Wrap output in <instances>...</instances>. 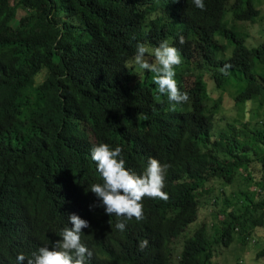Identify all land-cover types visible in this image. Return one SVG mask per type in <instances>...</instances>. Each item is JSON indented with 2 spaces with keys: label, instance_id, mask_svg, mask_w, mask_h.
<instances>
[{
  "label": "trees",
  "instance_id": "trees-1",
  "mask_svg": "<svg viewBox=\"0 0 264 264\" xmlns=\"http://www.w3.org/2000/svg\"><path fill=\"white\" fill-rule=\"evenodd\" d=\"M208 1L202 11L183 0H0V264L50 247L73 227L71 214L90 225L81 230L93 252L86 264H216L219 249L246 245L264 226V40L248 46L238 24L264 25V13L256 0ZM165 39L184 57L194 44L199 57L184 64L198 79L187 110L132 63L137 43ZM204 75L237 107L251 103L250 117L226 120L214 135L222 98L209 97ZM99 143L120 146L137 174L149 157L170 165L167 200L145 197L144 219L123 232L89 190L102 183L91 159ZM253 254L264 264V245Z\"/></svg>",
  "mask_w": 264,
  "mask_h": 264
},
{
  "label": "clouds",
  "instance_id": "clouds-1",
  "mask_svg": "<svg viewBox=\"0 0 264 264\" xmlns=\"http://www.w3.org/2000/svg\"><path fill=\"white\" fill-rule=\"evenodd\" d=\"M183 1L188 6L202 11L213 2L208 0ZM179 43L181 45L185 43L182 35L179 36ZM193 47L194 44L188 45V56L184 57L183 52L176 45L171 46L167 39L162 40L155 47L137 43L132 60V63L140 69L148 71V76L153 79L158 95H166V98L173 105L179 106L180 110H183L186 105L188 106L185 110L191 106L183 81L187 77L194 78L196 84L198 80L197 76L188 72L184 66L188 59L189 61L193 59L190 61L193 64L199 60L197 53H192ZM184 59L185 62H183ZM197 66L199 67L198 64ZM230 67L231 65L225 64L221 71L227 74ZM193 104L195 105V102ZM142 118L146 120L147 116ZM187 130L197 131L191 126ZM121 157L120 146L112 149L107 143L93 145L91 159L96 163L102 183L90 185L89 190L102 202L106 214L117 218L115 228L123 232L126 228V221L135 218L139 222L144 219L142 200L145 197L167 200V193L163 189L165 174L170 165H161L157 159L149 157L143 173L137 174L126 167V161ZM69 220L73 227H63L59 232L60 239L52 243L50 247H40L31 254V257H26L23 253L19 254L18 264H25V261L26 264H86V258L90 260L93 252L82 243L81 230L90 225L88 221L76 214H71ZM108 223L111 226L110 220ZM148 244L147 239H141L138 243L139 251H144Z\"/></svg>",
  "mask_w": 264,
  "mask_h": 264
},
{
  "label": "rangeland",
  "instance_id": "rangeland-1",
  "mask_svg": "<svg viewBox=\"0 0 264 264\" xmlns=\"http://www.w3.org/2000/svg\"><path fill=\"white\" fill-rule=\"evenodd\" d=\"M14 2V0H12ZM256 5L262 10V13H264V0H256ZM26 14L25 10L19 9L17 13V20L21 19ZM239 25L244 26V29L247 30L249 34H251V39L247 41L248 46H255L258 41L264 40V35L262 36L259 34V32H264V25L262 24H253V23H238ZM192 53L195 54L196 51L194 50V47L192 48ZM228 54H230V51H228ZM186 60L184 59L183 62ZM190 61H193L191 59ZM40 77L36 78V81H38ZM204 83L207 84V89L209 92V97L211 99H216L218 97L222 98V104H221V110L219 112V126L218 130L214 131V135L217 134V132H221L224 130V125L226 120H233L237 117L241 118L242 120H246L250 117L249 115V108L251 107V103H247L241 107H237L235 102L232 100L231 96L229 95V91H226L223 94L218 93L212 88L210 77L209 75L203 76ZM184 89L188 93L189 91H192L195 83L194 78H186L183 81ZM254 110H257V106H253ZM215 138V137H214ZM259 169V166H256L255 164L252 166L251 171L249 172L253 177V182L251 184L252 190L255 188V184L258 181V176L255 173L256 170ZM246 176V173H244ZM238 188L237 181L233 185H228L227 189L235 190ZM214 194H219L218 190L215 187ZM258 214H261V211L257 212ZM206 213H200L198 220H202ZM209 215V213H208ZM222 218V217H220ZM196 228L197 223H193L190 225L187 230L183 233L184 236L187 235V237H191V235L188 234L189 229ZM250 241L246 243V245H243L240 241H236L233 245H231L228 248L219 249L220 253L217 255V257L214 258V262L217 264H259V261L257 258L254 260V254L253 251L256 249L259 245H264V226L257 227L249 237ZM178 240L172 245L175 247V258H178V254L182 249V244L177 243ZM177 261V260H175ZM262 263H264V259L262 260Z\"/></svg>",
  "mask_w": 264,
  "mask_h": 264
}]
</instances>
